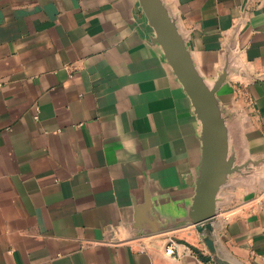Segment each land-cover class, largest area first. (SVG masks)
<instances>
[{"label":"crops","instance_id":"0c3cea01","mask_svg":"<svg viewBox=\"0 0 264 264\" xmlns=\"http://www.w3.org/2000/svg\"><path fill=\"white\" fill-rule=\"evenodd\" d=\"M162 1L206 82L228 68L238 163L264 159V0ZM154 39L139 0H0V264H216L186 222L202 125ZM252 180L219 194L234 264H264V162Z\"/></svg>","mask_w":264,"mask_h":264},{"label":"water","instance_id":"95a60500","mask_svg":"<svg viewBox=\"0 0 264 264\" xmlns=\"http://www.w3.org/2000/svg\"><path fill=\"white\" fill-rule=\"evenodd\" d=\"M150 26L155 31L154 42L161 45L166 59L191 99L195 114L202 125V161L195 185V195L187 212V223L195 226L216 264H234L217 254L212 238L214 223L218 216V200L221 190L235 175L246 176L252 165L259 166L264 159L238 163L236 153L230 147L227 117L217 98V92L229 76L226 67L215 82L209 85L199 73L184 36L176 20L162 0H139ZM171 227L139 228L140 236L156 234Z\"/></svg>","mask_w":264,"mask_h":264},{"label":"built area","instance_id":"2783aa9c","mask_svg":"<svg viewBox=\"0 0 264 264\" xmlns=\"http://www.w3.org/2000/svg\"><path fill=\"white\" fill-rule=\"evenodd\" d=\"M177 251V243L174 239H171L166 247L165 253L168 256H173L175 255Z\"/></svg>","mask_w":264,"mask_h":264},{"label":"rangeland","instance_id":"374dc122","mask_svg":"<svg viewBox=\"0 0 264 264\" xmlns=\"http://www.w3.org/2000/svg\"><path fill=\"white\" fill-rule=\"evenodd\" d=\"M252 167H254V165H252ZM260 167H261V165H260ZM259 167V168H260ZM259 168H253V172H251L250 174H248V175H246V176H241V175H235L236 177H239V178H242V179H245V180H248V179H251V181H250V183L251 182H253L254 180H252V177H253V175H255L256 174V171H258L259 170ZM234 176V177H235ZM262 182H264V181H259V183H262ZM255 183H257L258 184V181H255Z\"/></svg>","mask_w":264,"mask_h":264}]
</instances>
